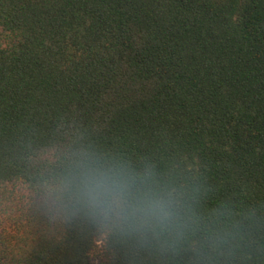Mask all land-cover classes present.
Returning <instances> with one entry per match:
<instances>
[{
  "label": "trees",
  "instance_id": "trees-1",
  "mask_svg": "<svg viewBox=\"0 0 264 264\" xmlns=\"http://www.w3.org/2000/svg\"><path fill=\"white\" fill-rule=\"evenodd\" d=\"M82 152L150 166L184 235L46 206ZM0 264H264V0H0Z\"/></svg>",
  "mask_w": 264,
  "mask_h": 264
},
{
  "label": "clouds",
  "instance_id": "clouds-1",
  "mask_svg": "<svg viewBox=\"0 0 264 264\" xmlns=\"http://www.w3.org/2000/svg\"><path fill=\"white\" fill-rule=\"evenodd\" d=\"M154 175L150 166L137 171L126 161L82 152L67 161L63 173L45 179L40 191L54 212H85L120 237L139 242L159 240L162 234L181 238L184 205L175 189H154Z\"/></svg>",
  "mask_w": 264,
  "mask_h": 264
}]
</instances>
